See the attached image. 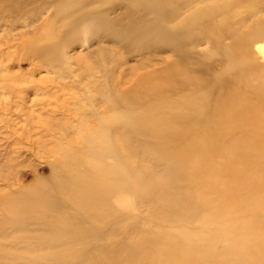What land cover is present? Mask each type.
I'll return each mask as SVG.
<instances>
[{
    "label": "rangeland",
    "instance_id": "374dc122",
    "mask_svg": "<svg viewBox=\"0 0 264 264\" xmlns=\"http://www.w3.org/2000/svg\"><path fill=\"white\" fill-rule=\"evenodd\" d=\"M261 40L264 0H0V264H264Z\"/></svg>",
    "mask_w": 264,
    "mask_h": 264
},
{
    "label": "bare ground",
    "instance_id": "6f19581e",
    "mask_svg": "<svg viewBox=\"0 0 264 264\" xmlns=\"http://www.w3.org/2000/svg\"><path fill=\"white\" fill-rule=\"evenodd\" d=\"M161 36L164 38L163 33L161 32ZM255 50L257 53L261 54L262 57L264 58V40H261L260 43H256V45L254 46ZM263 60V59H262ZM257 88L258 90H256V92H259V96H260V102H258L257 100H255L257 103L261 104L264 103V83L261 84H257ZM207 96L206 98H208V95L211 94L212 95V91H207ZM205 99V96H201V95H197L195 94L194 98H190L188 102H198V101H203ZM231 107V111L228 112L229 110H227V112L229 113L228 117H221L220 115L225 114L227 112L224 111H215L212 114H210L209 116V122H210V128L207 130L208 134L212 135L214 141H212L213 139L210 140L209 136L208 139L210 140V142L213 144V142H216V144L220 147H225V143L228 141V133L227 131L233 128H235L236 126L240 125V124H244L246 121L250 120L251 117H253V113L249 112L246 106L241 105L240 103L237 102H230ZM224 118H227V120L225 122H223L222 120ZM219 122V123H218ZM217 123V124H216ZM137 131L141 132L142 134H148L151 133L153 131V126H147L145 124H139L136 127ZM229 131V132H230ZM263 137V136H262ZM209 142V145L207 148L211 147L212 144ZM228 143V142H227ZM239 146L238 143H234L233 147H237ZM95 150H97V152H100V148H95ZM239 157L242 158L243 160H247L249 158V155L245 154V153H239ZM80 186V185H79ZM81 187V186H80ZM79 192H83L82 189H79ZM43 191L41 189L38 190H33L32 192H30V197L31 198H37V197H41L43 196ZM49 204L51 205V207L56 206V202L52 199L49 198ZM30 203L28 198H24L22 201H20L19 203H15V214L20 215L26 208H28L30 206ZM74 226V223L72 220L68 221L67 223V229L66 231L72 229ZM83 253L79 252V254L77 255L76 258H73L69 261V264H78L79 260L83 259Z\"/></svg>",
    "mask_w": 264,
    "mask_h": 264
}]
</instances>
